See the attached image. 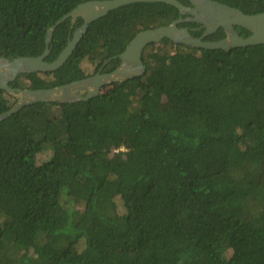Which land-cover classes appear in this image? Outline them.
I'll return each mask as SVG.
<instances>
[{"label":"trees","instance_id":"obj_1","mask_svg":"<svg viewBox=\"0 0 264 264\" xmlns=\"http://www.w3.org/2000/svg\"><path fill=\"white\" fill-rule=\"evenodd\" d=\"M84 1L0 0L2 55L43 53L50 26ZM219 1L264 11V0ZM180 16L162 1L114 8L61 67L10 84L111 71L138 31ZM82 23L56 26L47 60ZM225 36L219 27L206 39ZM143 59L145 73L97 96L38 101L0 120V264H264V43L227 51L165 37ZM16 101L0 89V114Z\"/></svg>","mask_w":264,"mask_h":264},{"label":"water","instance_id":"obj_2","mask_svg":"<svg viewBox=\"0 0 264 264\" xmlns=\"http://www.w3.org/2000/svg\"><path fill=\"white\" fill-rule=\"evenodd\" d=\"M138 1H162L176 6L181 14L170 24L154 28L142 29L130 40L123 52L118 56L121 63L108 72H99L94 75L75 80L66 84L50 88H19L11 86L19 74L27 72H48L61 67L73 53L80 39L87 31L91 22L104 16L110 10L125 4ZM186 5L180 0H87L79 3L66 13L55 24L50 26L46 37V48L43 53L35 56L4 57L0 51V89L17 98L16 103L7 111L0 114L3 120L19 111L25 105L38 101L74 102L87 100L102 93L103 88L116 81L142 75L146 71L143 52L150 43L159 42L169 37L177 44H186L190 47L207 49L231 50L233 47L249 46L264 43V11L246 13L238 7L231 6L219 0H190ZM71 18L73 23L83 18V23L70 33L69 41L59 56L53 61L47 60L51 50L53 32L58 24ZM196 21L206 29L200 36L193 35L187 26H180L184 21ZM236 26H242L251 31L242 36ZM223 27L226 36L217 40H207L206 37Z\"/></svg>","mask_w":264,"mask_h":264},{"label":"flooded vegetation","instance_id":"obj_3","mask_svg":"<svg viewBox=\"0 0 264 264\" xmlns=\"http://www.w3.org/2000/svg\"><path fill=\"white\" fill-rule=\"evenodd\" d=\"M188 5H190V4H188ZM99 72H101V73L104 72V71H103V67H101L99 70H97V72H95L94 74L99 73ZM94 74H93V75H94Z\"/></svg>","mask_w":264,"mask_h":264}]
</instances>
